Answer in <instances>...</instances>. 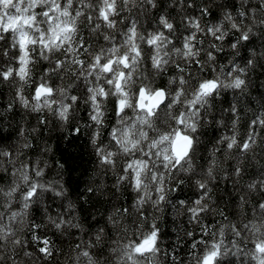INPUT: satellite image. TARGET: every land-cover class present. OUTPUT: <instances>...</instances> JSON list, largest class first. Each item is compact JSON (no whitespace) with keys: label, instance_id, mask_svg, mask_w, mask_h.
Segmentation results:
<instances>
[{"label":"clouds","instance_id":"obj_1","mask_svg":"<svg viewBox=\"0 0 264 264\" xmlns=\"http://www.w3.org/2000/svg\"><path fill=\"white\" fill-rule=\"evenodd\" d=\"M0 264H264V0H0Z\"/></svg>","mask_w":264,"mask_h":264}]
</instances>
